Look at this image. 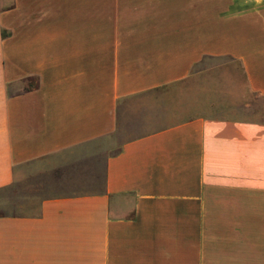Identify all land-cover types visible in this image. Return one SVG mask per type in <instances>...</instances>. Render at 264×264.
<instances>
[{"label": "crops", "instance_id": "0c3cea01", "mask_svg": "<svg viewBox=\"0 0 264 264\" xmlns=\"http://www.w3.org/2000/svg\"><path fill=\"white\" fill-rule=\"evenodd\" d=\"M29 164L0 264H264V0H10L0 189Z\"/></svg>", "mask_w": 264, "mask_h": 264}, {"label": "rangeland", "instance_id": "374dc122", "mask_svg": "<svg viewBox=\"0 0 264 264\" xmlns=\"http://www.w3.org/2000/svg\"><path fill=\"white\" fill-rule=\"evenodd\" d=\"M9 1L0 0V9L8 6ZM28 84L33 85L35 81L30 79ZM40 178V174H37L36 164L24 166L21 174L12 184L0 189V214L37 213L41 199L55 192L47 188L46 183L42 182Z\"/></svg>", "mask_w": 264, "mask_h": 264}]
</instances>
